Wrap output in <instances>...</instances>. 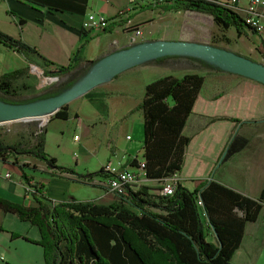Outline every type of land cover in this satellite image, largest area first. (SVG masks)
I'll use <instances>...</instances> for the list:
<instances>
[{"label": "crops", "instance_id": "1", "mask_svg": "<svg viewBox=\"0 0 264 264\" xmlns=\"http://www.w3.org/2000/svg\"><path fill=\"white\" fill-rule=\"evenodd\" d=\"M171 4L174 3L170 0H0V31L35 48L33 55L43 63L47 60L68 66L79 49L80 61L72 74H84L91 61L113 51L157 39L212 44L264 62V34L250 28L240 34L234 26L222 28L211 15L163 8ZM122 9L127 10V17L119 18ZM89 13L104 14L115 22L107 30L86 31L82 23ZM126 26H132L139 33L126 32ZM29 63L23 53L0 42V76L25 68ZM192 63L194 69H191ZM187 73L203 75L205 83L183 130L184 135L191 137V142L186 148L183 169L176 173L180 183L194 189L202 181L213 180L258 199L264 188V84L222 69L208 68L186 56L136 65L71 101L69 119L54 115L48 119L45 150L57 159L58 165L74 168L78 173L103 168L111 156L123 167L135 168L134 158H144V118L137 106L145 96L147 85L166 75L182 77ZM76 131L78 134H74L73 140L70 138V143L64 139L65 133L72 135ZM236 134L247 138L248 144L218 165ZM21 157L18 164L14 163V157L3 160L6 171L13 177L6 178V183L0 185L1 196L22 198L27 204L37 205L31 195H25V182L21 178L20 165L29 163L28 166L35 168L25 167V172L46 185L45 194L49 198H76L71 196L74 192L71 181L82 180L49 169L38 159L33 158L34 162ZM101 178L83 179L99 190L95 199L82 201L110 204L120 199L102 184ZM144 183L154 187L152 193L159 194L160 188L155 186H162L164 181L147 178ZM8 221L17 226L11 230L27 232V237L33 240L41 238L37 226L0 210V230ZM13 240L17 246L20 245L17 241H24L22 246L29 250L36 248V253H39L38 247H42L24 238L2 236L0 252L11 262L10 257H15L11 253ZM40 252V261L28 257L27 262L44 263L43 248ZM6 258L1 255L0 264H7ZM232 261L234 264H264V209L255 221L246 223L242 242Z\"/></svg>", "mask_w": 264, "mask_h": 264}, {"label": "trees", "instance_id": "2", "mask_svg": "<svg viewBox=\"0 0 264 264\" xmlns=\"http://www.w3.org/2000/svg\"><path fill=\"white\" fill-rule=\"evenodd\" d=\"M163 8L211 15L222 28L234 26L240 34L249 28L237 13L212 1L188 0ZM0 42L23 53L28 60L36 53L35 48L1 31ZM179 57L165 56L157 60ZM188 58L211 69H220L200 58ZM79 61V49L68 66L44 60L43 74L70 75ZM96 61H91L90 68ZM28 70L29 65L2 74L0 93L14 96L18 91L16 80ZM76 82L68 81L64 90ZM204 83L203 75L187 73L182 77L166 75L147 85L145 96L137 106L144 118L143 157L147 178L164 181L182 171L186 148L191 142V137L184 135L183 130ZM64 90L15 102H32ZM54 117L69 119L68 104ZM45 144L43 129L33 146L26 147L21 142L0 143V158L14 157V163L18 164L20 156H31L44 162L49 169L74 175L82 181L103 176V168L78 173L74 168L58 165L57 159L45 150ZM247 144V138L236 134L228 144L223 162ZM132 163L136 165L137 158ZM25 167H29L28 164L20 165L21 178L33 187V191L25 189L24 192L31 195L37 205L0 195V210L16 214L38 227L39 240L23 238L42 246L44 264H234L232 259L242 242L245 225L260 216L264 204V188L259 198L253 199L213 180L202 181L194 189L178 183L172 195L154 194L151 192L154 187L143 183L110 204L71 197L53 200L45 194L46 185L25 172ZM16 237L20 235L12 233V238Z\"/></svg>", "mask_w": 264, "mask_h": 264}, {"label": "water", "instance_id": "3", "mask_svg": "<svg viewBox=\"0 0 264 264\" xmlns=\"http://www.w3.org/2000/svg\"><path fill=\"white\" fill-rule=\"evenodd\" d=\"M174 55L197 57L222 70L264 84V63L248 56L212 44L157 39L139 42L103 56L91 66L79 81L60 94L23 103H9L0 99V123L35 119L47 120L64 105L112 80L120 73L136 65ZM226 154L227 149L222 154L218 165L222 163Z\"/></svg>", "mask_w": 264, "mask_h": 264}, {"label": "rangeland", "instance_id": "4", "mask_svg": "<svg viewBox=\"0 0 264 264\" xmlns=\"http://www.w3.org/2000/svg\"><path fill=\"white\" fill-rule=\"evenodd\" d=\"M44 67L45 65L43 61L39 60L37 57H35V55H33L29 63V70L27 74L20 77L18 80H16L15 84L18 88V91L16 92V94L14 96H5L2 93H0V98L1 99L4 98L5 100L7 99L9 103H14L15 101H27L30 99L38 98L42 95H45L51 92L62 91L65 89V85L67 84L68 81L70 80L79 81L84 75L82 73L81 74L75 73L73 75L72 74L63 75L60 77L45 76L43 74ZM191 67H190L191 69H194L193 63ZM15 103H18V102H15ZM48 119L47 120L35 119V120H29V121L2 122L0 123V143L10 145L16 142H21L26 147L33 146L37 141L38 133L42 131L43 129H45ZM215 126H219V125H215ZM75 133L78 134V131L73 132L72 135L70 133H65L64 139L70 143L71 142L70 138H72L73 140V136ZM21 159L31 160V161L34 160L33 157L31 156H22ZM112 159L113 158L111 156L107 159V161H111ZM112 161L114 163H117L114 160ZM29 167L30 169L35 168L32 166H29ZM214 171H215V168L213 169V172ZM6 172L7 171H6L5 163L3 159L0 158V185L6 183V177H5ZM100 177H103V176H100ZM71 184H72V188L74 191L73 194H71L72 197H76L77 199H80V200H84V199L92 200L97 197L96 193H97V190H99L98 187H94L91 184L83 182V181H71ZM157 186L158 185H156L155 187ZM16 218H18V220L20 219L17 215H16ZM17 222H21V221H17ZM4 226L10 227V229L2 227V230H0V237L6 236L7 238H10V236H12V233H16L20 235V237H16V238L27 237V234H26L27 232L18 233L16 230H11V229H17V226L12 224V222L10 221L6 222ZM13 242L14 243L11 248V253L14 254L15 257L9 256L10 258H12L13 262H11L8 259V257L6 258V254H4L3 252H0V258H1V255H4V257L6 258L7 264H12V263L13 264H29L27 262L28 257H31L34 261H36L39 258V261H40V258H41L40 250H42V247H38L39 253H36V248L35 250H32V249L29 250L27 247L22 246L24 241H17L18 243H20V245L18 246L15 240H13ZM42 258H43V255H42ZM44 263L42 262V264ZM1 264H6V263L1 262Z\"/></svg>", "mask_w": 264, "mask_h": 264}, {"label": "built area", "instance_id": "5", "mask_svg": "<svg viewBox=\"0 0 264 264\" xmlns=\"http://www.w3.org/2000/svg\"><path fill=\"white\" fill-rule=\"evenodd\" d=\"M173 3H182L188 0H170ZM220 4L237 13L249 26V28L258 34H264V0H247L243 3L242 0H207ZM119 18L127 17V10L122 9L118 13ZM115 20L101 13H89L83 20L82 28L86 31H103L112 26ZM125 31H135L132 26H126ZM130 138V136H128ZM77 138V137H76ZM104 174L102 184L106 188L117 194L124 195L129 189H135L147 180L146 177V161L144 158L137 159L135 168L123 167L119 163H114L112 160L107 161L103 166ZM6 178H12V173L7 172ZM33 182V180H32ZM180 183V178L174 174L172 177L166 178L162 187L159 189L161 195H172L175 192L177 184ZM145 184V183H144ZM25 189L33 191V187L25 183ZM264 209V204H263Z\"/></svg>", "mask_w": 264, "mask_h": 264}]
</instances>
